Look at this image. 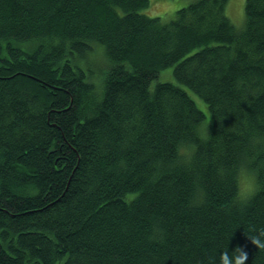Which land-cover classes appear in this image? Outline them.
I'll use <instances>...</instances> for the list:
<instances>
[{
  "label": "trees",
  "instance_id": "1",
  "mask_svg": "<svg viewBox=\"0 0 264 264\" xmlns=\"http://www.w3.org/2000/svg\"><path fill=\"white\" fill-rule=\"evenodd\" d=\"M149 3L0 0V264H219L237 247L264 264L249 236L264 230V190L239 206L219 171L250 157L264 182L251 143L264 135V0H245L240 30L228 0L170 21ZM169 67L207 106L204 141L188 92L153 85ZM181 140L199 144L190 166Z\"/></svg>",
  "mask_w": 264,
  "mask_h": 264
},
{
  "label": "clouds",
  "instance_id": "2",
  "mask_svg": "<svg viewBox=\"0 0 264 264\" xmlns=\"http://www.w3.org/2000/svg\"><path fill=\"white\" fill-rule=\"evenodd\" d=\"M208 125H197L195 128V135L200 141H204L208 134ZM253 146L264 145V135H254L251 137ZM199 144L194 140H181L176 144V158L177 161L191 165L196 157ZM221 176L230 177L232 183L235 185V192L233 194V201L239 206L246 205L252 198L261 190H264V182L260 180L259 170L251 165V158L241 160L237 165L231 169L221 168ZM206 198V193L202 188H197L192 194L193 203H202ZM251 241L261 249H264V230L259 234L249 235ZM248 253L242 248L237 247L231 252L228 248L222 250L219 257V264H245Z\"/></svg>",
  "mask_w": 264,
  "mask_h": 264
},
{
  "label": "rangeland",
  "instance_id": "3",
  "mask_svg": "<svg viewBox=\"0 0 264 264\" xmlns=\"http://www.w3.org/2000/svg\"><path fill=\"white\" fill-rule=\"evenodd\" d=\"M150 3L148 7L144 10V13L148 16L154 17L159 16L163 21H170L174 18L175 12L183 7H186L190 3L196 0H149ZM244 3L245 0H228L226 14L230 19L232 25L236 30H240L244 24ZM156 82H170L176 85H179L181 88L186 90L190 97L194 100L197 107L205 112L206 119L202 123V126H205L209 123L210 114L208 112L205 102L198 97L194 92H192L187 87L179 84L173 76V68L169 67L163 70L158 78L153 81V85Z\"/></svg>",
  "mask_w": 264,
  "mask_h": 264
},
{
  "label": "bare ground",
  "instance_id": "4",
  "mask_svg": "<svg viewBox=\"0 0 264 264\" xmlns=\"http://www.w3.org/2000/svg\"><path fill=\"white\" fill-rule=\"evenodd\" d=\"M157 1V0H156ZM145 8V7H144ZM146 11V10H145ZM173 19V18H172ZM93 44V43H92ZM97 45V44H96ZM97 47V46H96ZM91 52V51H90ZM94 51H92V53H93ZM96 52V51H95ZM100 52V51H99ZM93 55V54H92ZM96 57V56H95ZM98 58L100 57L99 55L97 56ZM97 58V59H98ZM103 58V57H102ZM99 60H100V58H99ZM102 60V59H101ZM103 61H104V59H103ZM105 63V62H104ZM102 65H104V64H102ZM98 66H100V65H98ZM98 66L97 67H95V68H98ZM95 71V70H94ZM97 72V71H96ZM92 75H94V74H92ZM93 78L94 76H90V78ZM94 79V78H93ZM196 94V93H195ZM3 245V244H2ZM6 248V247H5ZM60 262V261H59Z\"/></svg>",
  "mask_w": 264,
  "mask_h": 264
}]
</instances>
